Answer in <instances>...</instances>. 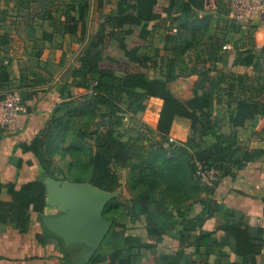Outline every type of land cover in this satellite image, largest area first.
<instances>
[{"label":"trees","instance_id":"16d2710c","mask_svg":"<svg viewBox=\"0 0 264 264\" xmlns=\"http://www.w3.org/2000/svg\"><path fill=\"white\" fill-rule=\"evenodd\" d=\"M227 1L216 0V10L210 13L205 9L206 0H95L92 32L78 58V66L70 70L67 83L56 85L62 101L54 103L45 129L27 149L47 170L46 177L88 183L108 193L120 186L116 169L131 165L130 192L137 197L122 206H114L113 199L103 211V217L114 222L104 241L120 239L123 248L104 254L103 244L86 264H130V257H124L123 252L133 249L136 255L143 252L158 260L157 244L175 225L183 228L179 238L182 248L176 257L184 254L185 264H226L225 254L217 251L220 248L233 250L241 259L240 264H264L260 239L263 231L251 234L241 215L213 198L221 177L232 176L233 170L240 171L263 155L261 150L241 149L236 131L247 122L264 120V100L258 99L264 94V78L259 86L246 87L243 80L248 79L247 75H235L216 67L226 58L223 47L232 43L231 37L247 40L243 48L233 44L231 68L260 72L256 57L264 58V47H256L253 31L242 33L228 21ZM42 10L47 11L30 13L26 22L37 18L47 24L50 31H42L40 40L62 52L61 66L65 47L81 45L85 39L89 1L72 0L59 19L51 15V9ZM5 20L6 11L0 10V30ZM213 22L221 28L218 36L212 33ZM160 31H164V49L170 54L167 60L159 49L153 55L143 52L155 42ZM0 36L1 49L9 40ZM38 56L35 58L39 59ZM1 62L0 92H19L22 105L30 113L29 103L54 87L50 86L52 73L18 60L17 75L12 79L9 66ZM192 76L196 77L192 86L194 96L183 101L173 94L172 88L178 79ZM223 96L227 111L222 126L214 118L213 108L223 103ZM154 101L157 106L152 104ZM151 106L156 113L154 131L159 145L142 157L137 141L121 139L116 129L122 125L123 114L144 125L143 119ZM78 119H85L86 129L96 124V131L87 135L85 128L73 130L72 123L76 124ZM226 125L228 129L223 132ZM260 133L264 134V129ZM0 134L7 133L0 131ZM87 136L94 142L93 149L89 146L85 149ZM170 139L174 142L164 148ZM85 150L89 151V157L85 158L87 167L80 164ZM60 155L74 157V163L67 167L72 180H61L51 171L50 165ZM199 167L217 172V181L211 186L203 185L196 175ZM41 188L43 193L34 194L28 202H12L7 207L0 202V222L22 235L30 231V211L39 214L42 222L45 195L44 186ZM6 193L14 198L11 189ZM197 204L199 210L192 217L191 210ZM120 208L124 209L122 218L128 219V224L106 217ZM212 221L214 229L206 231ZM42 228L44 246L50 239L57 241L59 253L53 258L59 264H77L79 257L88 251L84 245L65 247L43 225ZM129 231H144L153 243L143 244L139 237L126 236ZM202 247L206 250L204 259L199 257L198 261L196 257ZM214 254L218 257L210 260Z\"/></svg>","mask_w":264,"mask_h":264},{"label":"crops","instance_id":"0c3cea01","mask_svg":"<svg viewBox=\"0 0 264 264\" xmlns=\"http://www.w3.org/2000/svg\"><path fill=\"white\" fill-rule=\"evenodd\" d=\"M208 2L216 4V0H208ZM260 32H255L256 36L264 37V34ZM262 47L263 45L257 48ZM242 68H231L230 73L239 75V69ZM68 79L69 76L62 83H67ZM182 79L193 80L186 88L187 92L191 94L196 77L192 76ZM57 84L59 83H51L50 86L53 85V88L42 93L29 103L31 107L30 113L26 112V115L20 119L21 133L0 134V202L3 203V207L10 206L12 202L15 204L28 202L34 194L43 193L41 185L44 186L43 180L46 178L45 173L47 170L27 149L31 142L45 129L46 122L53 112L54 103L62 101V98L60 99L58 96ZM193 96L191 95L190 97L192 98ZM258 99L264 100V94L259 95ZM152 104L157 106L156 101ZM221 125H225V122L222 121ZM263 129L264 120L262 119H257L252 124L247 122L243 128L237 129L238 146L248 151L261 150L263 155L253 163L246 164L240 171L233 170L232 176L221 177L217 181L213 196L214 200L224 208L234 214L241 215L243 217L242 223L249 229L251 234L257 235L258 231H263L260 236L263 242L262 255H264V134L260 132ZM7 189L15 192L14 198L6 193ZM199 207V204L193 206L191 210L192 217L197 214ZM30 220L31 228L25 235L20 234L10 225L0 222V264H59L57 259L53 258V256H58L57 254L59 253L57 243L53 242V239H50L46 246L42 243L44 232L39 214L30 211ZM35 220L40 222V227H37L39 228L38 230L35 229ZM128 222V219L123 220V224H128ZM214 226L215 222L212 221L211 224L205 227V230L211 231ZM127 229H130L129 225H127ZM125 235L139 237L143 244L153 243V240L149 239L144 231H129ZM182 235V226L175 225L163 236L155 249L159 253L160 257H158L161 260H155L154 257L156 256L152 257L143 252L136 255L134 249L124 251L123 256L130 257V264H185L184 254L181 253L182 255L179 258L176 257V253L181 251L182 248L179 243V238ZM102 245L104 254L111 253L114 248H123L120 239L116 241L110 238L109 241L108 239L103 241ZM205 251V247H202L200 256L196 257L198 261L199 257L200 260L204 259ZM217 251L225 254L224 263H241V259L236 256L233 250L220 248ZM216 257L218 255L214 254L213 257H210V260H215ZM162 258H164V261H162Z\"/></svg>","mask_w":264,"mask_h":264},{"label":"rangeland","instance_id":"374dc122","mask_svg":"<svg viewBox=\"0 0 264 264\" xmlns=\"http://www.w3.org/2000/svg\"><path fill=\"white\" fill-rule=\"evenodd\" d=\"M89 1V12L87 17L86 24V36L81 45H75L65 47V57L63 59L62 65L60 66V57L62 52L51 49L48 43H43L41 39L42 31H50L47 27V24L39 21V19L27 20L28 15L39 13L42 14L44 11L42 8L51 9L50 13L54 18L59 19L61 17L62 12L69 6L72 0H3L0 2V10L6 11V20L1 25L0 35L6 36L7 40H9V44L6 47H2L0 49V63L3 61L5 65L9 66L10 74L12 79L17 75L15 62L18 60H23L29 63L32 66H37L40 69H46L51 75H53V80L51 83H62L69 76L70 70L74 66H78V58L83 52L84 48L87 46V42L92 32L93 28V20H94V12H95V0ZM31 13V14H30ZM203 14H200L202 16ZM60 16V17H59ZM212 33L215 35H219L220 27L216 22H213ZM261 33V32H260ZM163 36L164 31H160L156 38L155 42L149 45V48L144 50L143 52L149 55H153L154 52H161V55L167 60L170 57L169 52L165 51L163 44ZM1 37V36H0ZM253 40H255L256 47H261L264 45V37H259L253 33ZM59 38V37H56ZM231 50H226L227 54L226 58H223V62L217 64L218 70H223L225 72H230L231 64L234 59V53L232 52V46L234 43H237V48L242 47L243 44L246 45V42L239 36L231 37ZM59 40V39H58ZM243 48V47H242ZM38 56L39 59H36L35 56ZM258 64L260 66V72L253 71L252 68L249 69H239V75H247L248 79H245L244 86L246 87H255L259 86L261 82V78H264V58L261 55L257 57ZM227 63V64H226ZM227 65V66H226ZM234 72V71H233ZM236 73V72H234ZM264 80V79H263ZM193 80L186 79H178V82L172 88L173 94H175L178 98L185 101L188 98H191V95H194L193 92L189 94L186 90L189 83H192ZM14 85V84H13ZM227 89V88H225ZM236 92L233 93V95ZM249 94V93H248ZM250 95V94H249ZM222 105L214 106L213 108V116L219 122L225 120V101L226 96H223ZM125 109V108H124ZM155 110L154 107H149L145 117L143 119V124H139L137 122L132 121L127 115L123 114V121L121 127L116 129V133L118 136L126 140L127 138H131L137 141L138 146H140L139 155L144 157L145 153L150 149L158 147L159 138L156 136L154 131V120H155ZM227 117V115H226ZM86 123L85 119H78L77 123L73 121L72 127L73 130L85 128ZM86 129V128H85ZM97 129L96 124L90 125L87 130V135L94 133ZM227 125L224 128V132L227 131ZM86 150L89 146L93 147L94 142L90 138L85 141ZM93 149V148H92ZM83 151V158H81L80 164L83 167L88 166V162L85 158L89 157V151ZM74 163V157L70 156H56L53 160V163L50 165L52 173L61 180L73 179L71 174L67 171V167ZM116 173L120 179V186L115 191L117 196L114 198L113 205L122 206L125 202L132 201L137 195L136 193L130 192V184H131V165L125 169H116ZM134 179H136L134 177ZM125 215L124 209L120 208L114 214H106V217H112L113 220H117L119 222L123 221ZM114 223V222H113ZM40 222L35 220V229H39ZM113 226V225H112Z\"/></svg>","mask_w":264,"mask_h":264},{"label":"water","instance_id":"95a60500","mask_svg":"<svg viewBox=\"0 0 264 264\" xmlns=\"http://www.w3.org/2000/svg\"><path fill=\"white\" fill-rule=\"evenodd\" d=\"M42 225L65 247L84 245L88 251L77 264H86L98 251L113 221L103 211L117 193H108L88 183L61 182L46 177ZM53 242L57 243L53 239Z\"/></svg>","mask_w":264,"mask_h":264},{"label":"built area","instance_id":"2783aa9c","mask_svg":"<svg viewBox=\"0 0 264 264\" xmlns=\"http://www.w3.org/2000/svg\"><path fill=\"white\" fill-rule=\"evenodd\" d=\"M229 13L227 19L235 25L240 32L261 31L264 34V0H228ZM217 2L209 3L206 0L205 9L214 13ZM264 47V45H263ZM231 50L230 45L223 47V51ZM26 115V109L22 105L21 95L17 91L0 92V131L7 134H19L22 132L20 119ZM174 141L170 139L164 145L167 148ZM197 177L203 185L211 186L218 179V173L213 170H204L199 167Z\"/></svg>","mask_w":264,"mask_h":264}]
</instances>
